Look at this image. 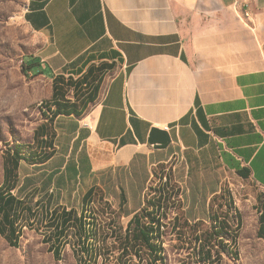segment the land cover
<instances>
[{"label": "crops", "instance_id": "obj_1", "mask_svg": "<svg viewBox=\"0 0 264 264\" xmlns=\"http://www.w3.org/2000/svg\"><path fill=\"white\" fill-rule=\"evenodd\" d=\"M23 20L41 40L35 71L91 89L86 117H56L70 142L30 164L18 192L30 182L70 198L144 157L225 167L264 189V0H27ZM151 129L168 133L166 149L147 143Z\"/></svg>", "mask_w": 264, "mask_h": 264}, {"label": "rangeland", "instance_id": "obj_2", "mask_svg": "<svg viewBox=\"0 0 264 264\" xmlns=\"http://www.w3.org/2000/svg\"><path fill=\"white\" fill-rule=\"evenodd\" d=\"M26 1L0 0V187L3 155L15 146L24 158L16 172L20 186L23 176L37 168L29 167L30 164H38V158L50 152L49 144L70 142V136L56 122L57 116H53L56 104L75 106L80 111V100L91 89L89 84L73 89L74 83L67 81L74 82V77H63V82L57 83L56 98L52 99L54 76L44 71L36 73L33 65L41 40L24 23ZM133 168L134 171L131 166L105 169L82 187L77 186L73 197L61 200L53 194L39 192L30 182L19 192L15 189L13 195L29 208L20 214L17 224L27 225L22 228L15 247L0 236V264H75L76 251L72 246L76 244L71 235L66 238L69 244L63 248L60 260L54 259L46 243L49 239L43 237L48 235L43 229L44 221L50 224L44 206L47 212L56 206L72 207L77 215L85 208L92 211L89 216L95 219L98 228L94 248L97 264H121L122 259L128 260V264H146L144 251L140 261L134 257L130 260L127 255L134 250L122 254V248L131 216L141 207H152L149 202H159L162 208L163 264H205L202 253L207 246L217 254L216 264H264V236L257 234L259 215L264 212L263 188L225 167L187 173L175 157L159 164L138 158ZM93 183L92 196L83 205L82 194ZM120 186L125 192L124 204L119 200ZM215 223L225 230L223 239L218 241L220 246L217 241H211L214 247L207 242V233Z\"/></svg>", "mask_w": 264, "mask_h": 264}, {"label": "trees", "instance_id": "obj_3", "mask_svg": "<svg viewBox=\"0 0 264 264\" xmlns=\"http://www.w3.org/2000/svg\"><path fill=\"white\" fill-rule=\"evenodd\" d=\"M36 73L40 74L42 72L37 70ZM61 82H63V78H54V82L52 84V99L56 98L57 83ZM67 82L74 83L73 89L82 85L78 79L74 80V82L71 80H68ZM94 91H97V87H94ZM92 101V97H89L88 101L84 104V108H86L88 103ZM56 105V111L53 113V116H58L61 114L66 116L73 115L75 117L81 116L79 113L80 111H78L75 106H71L69 108L68 106H63L60 104ZM49 145L50 146L48 149L50 152H44L43 155L38 158L40 159L39 163L46 161L53 154V144ZM23 159V154H21V151L17 146L3 155V180L0 187V236L5 237L9 245L14 247L17 245L16 243L21 235L20 233L22 228L27 225L17 224V221L19 218H21L20 214L28 212L26 210L29 209L23 206L22 201L11 193V191L17 189L16 172L19 169L20 162L24 161ZM133 164L134 162L132 161L130 163L132 171H134ZM237 175L243 179L247 177L241 172H237ZM146 180L147 178L145 177V181ZM92 193L93 188L89 189L83 195L81 199L83 205H86L89 202ZM158 199L161 200V194H159ZM119 200L122 204H124L126 201L125 192L121 186ZM150 205L152 207H141L131 216L124 233L125 243L124 247L122 248V254L125 253L124 251L131 250L132 252L134 250V253L131 255H126L129 256L130 260L132 257H134L140 261V254L142 251H144L147 257L146 264H163L164 257L163 249L161 247V229L163 228L162 208H160L159 202L155 204L149 202V206ZM42 209L45 210V214L47 217L49 216L50 220V224H47V222L44 221L45 227L43 229L48 235H44L43 237L45 240L49 239V241H46V243L49 245V249L52 252L55 260H60L61 252L68 243L66 242V238L68 235H71L75 238V244L78 248L77 249L75 245L72 246L74 251H76V253H74L75 264L98 263L96 257L97 254L94 250L97 243L96 231L98 228L95 225V219L92 216H89L92 214L91 210L85 208L81 210L79 215H77L72 208L66 210V208L56 206L54 209L48 212L47 206H44ZM36 218L39 219L38 215H36ZM224 230L225 229H223L222 226L216 223L210 226L209 232L207 233V242L211 243V241H217V245L220 246L221 242L218 241L223 239L222 235ZM257 234L261 238L264 236V212H261L259 215V228ZM211 244L215 247L214 243ZM222 249H225V246L222 245ZM200 251L201 248L199 249V256L201 255ZM202 259L205 264H216L217 254H213L210 247L207 246L202 253ZM127 261L128 260L122 259L121 264H128Z\"/></svg>", "mask_w": 264, "mask_h": 264}, {"label": "water", "instance_id": "obj_4", "mask_svg": "<svg viewBox=\"0 0 264 264\" xmlns=\"http://www.w3.org/2000/svg\"><path fill=\"white\" fill-rule=\"evenodd\" d=\"M147 143L154 150H164L170 145V137L164 130L151 129Z\"/></svg>", "mask_w": 264, "mask_h": 264}]
</instances>
